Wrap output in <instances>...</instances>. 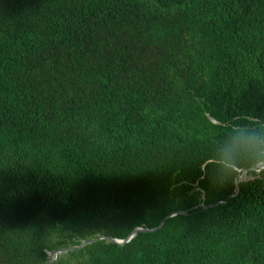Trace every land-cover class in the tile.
<instances>
[{
	"label": "trees",
	"instance_id": "obj_1",
	"mask_svg": "<svg viewBox=\"0 0 264 264\" xmlns=\"http://www.w3.org/2000/svg\"><path fill=\"white\" fill-rule=\"evenodd\" d=\"M257 136L264 0H0V264H264Z\"/></svg>",
	"mask_w": 264,
	"mask_h": 264
},
{
	"label": "water",
	"instance_id": "obj_2",
	"mask_svg": "<svg viewBox=\"0 0 264 264\" xmlns=\"http://www.w3.org/2000/svg\"><path fill=\"white\" fill-rule=\"evenodd\" d=\"M260 168H264V164L260 165ZM248 176V171L247 170H244L241 177H240V181L243 180V179H246ZM224 201H220L218 203H223ZM217 203H214V204H211V206H214L216 205ZM201 206L203 207H207V205L205 204H201ZM188 211L187 210H184V211H176V212H172L171 214H169L164 220L161 221V223L159 224V226L157 227H154V228H147V227H142V226H138L136 227L126 238L122 239V238H115V237H111V236H108V235H98L94 238H89V239H86V240H83L80 244L78 245H75V246H71V247H64V248H60V249H57V250H54V251H51L49 253V262L47 264H51L56 256L59 254V253H62V252H66V251H73L75 249H79V248H82L84 246H86L87 244H90L94 241H98V240H101V239H106L110 242H113L115 244H118V245H123L127 242H129L134 236H136L138 233H141V232H151V231H156L158 229H160L164 222L169 218V217H172L174 215H177V214H187Z\"/></svg>",
	"mask_w": 264,
	"mask_h": 264
},
{
	"label": "clouds",
	"instance_id": "obj_3",
	"mask_svg": "<svg viewBox=\"0 0 264 264\" xmlns=\"http://www.w3.org/2000/svg\"><path fill=\"white\" fill-rule=\"evenodd\" d=\"M245 124H250L251 122H244ZM246 142L254 149H257L260 153H264V142H261L259 140V136L256 138L249 137L247 138ZM223 167L227 169V174L225 178L222 181H218L215 177V172L213 170L210 171V178L213 180L214 183L218 184L219 186H224L230 182H234L238 174L233 171L230 167V165L225 162L223 164ZM240 167H251L249 164H241ZM251 175H264V172L261 173H251Z\"/></svg>",
	"mask_w": 264,
	"mask_h": 264
},
{
	"label": "rangeland",
	"instance_id": "obj_4",
	"mask_svg": "<svg viewBox=\"0 0 264 264\" xmlns=\"http://www.w3.org/2000/svg\"><path fill=\"white\" fill-rule=\"evenodd\" d=\"M66 252H68V251H66Z\"/></svg>",
	"mask_w": 264,
	"mask_h": 264
}]
</instances>
